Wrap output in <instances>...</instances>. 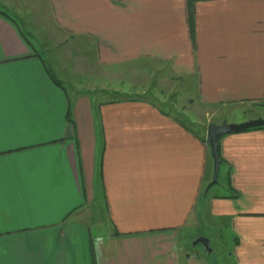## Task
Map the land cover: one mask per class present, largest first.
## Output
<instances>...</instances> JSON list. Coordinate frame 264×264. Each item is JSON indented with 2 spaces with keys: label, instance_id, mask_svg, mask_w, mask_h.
Instances as JSON below:
<instances>
[{
  "label": "crops",
  "instance_id": "1",
  "mask_svg": "<svg viewBox=\"0 0 264 264\" xmlns=\"http://www.w3.org/2000/svg\"><path fill=\"white\" fill-rule=\"evenodd\" d=\"M145 65L190 103L246 110L228 122L262 117L264 0H0V264H209L199 236L264 264V128L219 139L206 190L201 129L112 97Z\"/></svg>",
  "mask_w": 264,
  "mask_h": 264
},
{
  "label": "rangeland",
  "instance_id": "2",
  "mask_svg": "<svg viewBox=\"0 0 264 264\" xmlns=\"http://www.w3.org/2000/svg\"><path fill=\"white\" fill-rule=\"evenodd\" d=\"M74 48H77L75 46ZM75 56V55H74ZM121 69V68H120ZM116 73V80H119L120 85L122 86L124 93L123 95L113 94L112 97L115 98H128V97H136L140 99H146L151 101H156L160 107H162L165 111L170 113L177 114L181 119L185 122L189 123L192 127L196 128L197 130L201 129L202 133L206 135V130L208 124L210 123H221L224 121V117H228L230 113L241 114L245 109H236L231 108L229 110H219L217 108H210V107H203L199 104L195 105L189 102L188 94L184 92V88L178 85V83L174 84L175 89L169 87L172 83H170L169 78H167L160 67L154 66H140L134 69H129V66L123 67ZM114 75V74H113ZM112 75V77H113ZM137 76L138 79H132V76ZM136 82L139 86L146 87L145 93H138L135 91ZM117 84V82H116ZM169 84V85H168ZM134 89V90H133ZM67 90L69 88L67 87ZM186 91V90H185ZM167 96V100L165 102L162 101V97ZM178 101V104L182 105V110H177L172 107L170 102ZM251 106H247L246 109L253 110L255 108H250ZM241 116V115H239ZM231 119V118H229ZM225 121H227L225 119ZM228 122V121H227ZM103 216L102 214H100ZM92 223V230L93 232L102 231L105 227V224L102 223L97 225L94 222ZM200 230V233L207 234L206 231ZM206 237V236H205ZM209 238V237H208ZM223 241L226 238H220ZM213 243V242H212ZM199 248L202 249L204 252V260L209 264H224L222 262V254L220 251L221 249H226L225 244L224 246L212 244V252H208L206 247L200 243ZM220 250V251H219Z\"/></svg>",
  "mask_w": 264,
  "mask_h": 264
},
{
  "label": "water",
  "instance_id": "3",
  "mask_svg": "<svg viewBox=\"0 0 264 264\" xmlns=\"http://www.w3.org/2000/svg\"><path fill=\"white\" fill-rule=\"evenodd\" d=\"M264 127V115L262 117L249 119L243 122L234 123V122H227L222 121L221 123H210L208 124L207 130H206V141L210 149V155L213 160V173H212V179L207 184L206 190L209 189L212 185L217 183L218 180V174H219V168H220V157L218 154V141L223 137L224 135L235 132V131H241L249 128L254 127ZM194 244L202 243L206 249H210L209 246V240L205 236H199L194 241Z\"/></svg>",
  "mask_w": 264,
  "mask_h": 264
},
{
  "label": "trees",
  "instance_id": "4",
  "mask_svg": "<svg viewBox=\"0 0 264 264\" xmlns=\"http://www.w3.org/2000/svg\"><path fill=\"white\" fill-rule=\"evenodd\" d=\"M2 14L6 15L11 21H15V19L13 17H11L8 13L6 12H1ZM52 75V74H51ZM53 76V75H52ZM52 80L55 81L58 85L61 86V83L59 81H57L54 77H52ZM254 128H264L263 126H259V127H254ZM250 129V128H249ZM252 129V128H251ZM203 140L205 141L206 138H203ZM218 154H219V149H218ZM220 157V156H219Z\"/></svg>",
  "mask_w": 264,
  "mask_h": 264
}]
</instances>
